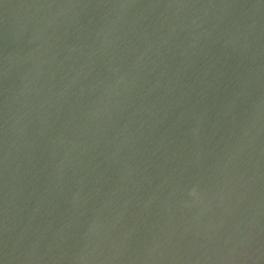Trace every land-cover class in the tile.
I'll return each instance as SVG.
<instances>
[{
    "label": "water",
    "instance_id": "obj_1",
    "mask_svg": "<svg viewBox=\"0 0 264 264\" xmlns=\"http://www.w3.org/2000/svg\"><path fill=\"white\" fill-rule=\"evenodd\" d=\"M0 264H264V0H0Z\"/></svg>",
    "mask_w": 264,
    "mask_h": 264
}]
</instances>
